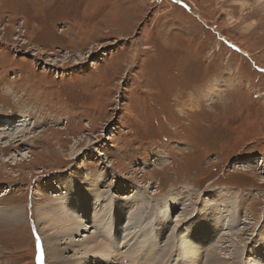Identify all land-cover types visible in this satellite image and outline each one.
Wrapping results in <instances>:
<instances>
[{"label":"rangeland","instance_id":"1","mask_svg":"<svg viewBox=\"0 0 264 264\" xmlns=\"http://www.w3.org/2000/svg\"><path fill=\"white\" fill-rule=\"evenodd\" d=\"M174 1L0 0V118L31 127L0 139V264H90L104 255L83 253L95 231L118 241L101 264L259 260L249 249L264 250V0ZM222 190L221 218L205 211ZM92 191L102 202L86 211L105 229L59 236L56 258L39 212L73 213ZM165 211L183 221L154 233ZM200 221L216 240L190 254L183 229ZM139 229L144 246L126 247Z\"/></svg>","mask_w":264,"mask_h":264},{"label":"bare ground","instance_id":"2","mask_svg":"<svg viewBox=\"0 0 264 264\" xmlns=\"http://www.w3.org/2000/svg\"><path fill=\"white\" fill-rule=\"evenodd\" d=\"M18 117V116H17ZM7 126H9L8 125V123H4V121H3V119H1L0 118V139H5V138H8V143L6 144V145H10V144H12L15 140H17V139H15L18 135H20L21 133L20 132H22V131H25L26 129H28V128H31V127H29V126H26V127H24V128H22V129H20L19 131H16V132H13V131H10V129H11V126H9V127H7ZM16 126V125H15ZM5 127H7V128H5ZM12 129H14V128H12ZM20 133V134H19ZM34 137V136H33ZM6 145H3V146H6ZM102 182L103 181H97L96 183L97 184H95V189L97 190V191H102L101 189V187H100V185L102 184ZM104 185V184H103ZM102 185V186H103ZM223 187V186H222ZM184 192V191H183ZM217 193L214 195V197L212 196V198H210L211 200H209L207 203H213L210 207H207V210L205 211V212H207V213H209V212H216L217 211V216L218 217H224V214L222 213V210H221V206H224L223 205V201L226 199V196L227 195H229L226 191H224V190H222V191H216ZM95 193V191H92V193H89L88 192V195H87V198H86V201L84 200V202H82V201H80V200H78L75 204H74V207L76 208L75 210H74V212L73 213H69V211L67 210V208H66V206H60V207H52L51 206V209H47L46 208V206L45 205H47V204H45V205H42V209L44 210V209H47V210H52L51 212H52V214H45V213H43L42 214V210L39 212V215L41 216V215H43V216H45L44 218L42 217H40L41 218V220L40 219H38V221H39V224L42 226V228H41V230H43V232H49L46 236L50 239V241H52L53 243L59 238V236H62V235H64V234H68L70 231L73 233V235H77L79 232H87L88 231V228H94V226H96L97 225V229H100L101 228V230H104L105 228V225H103L100 221L101 220H103L102 218H104V217H102V218H100V216H101V213L100 212H98V220H96V221H94V217H92L93 216V214H91V213H89L88 211H86V207H88L89 206V200H94L97 204H100L101 202H102V200H100V199H97L96 198V195H93ZM103 193V192H102ZM91 194V195H90ZM106 195V194H105ZM192 195V194H191ZM94 196V197H93ZM98 196V195H97ZM100 196V195H99ZM115 196V195H114ZM130 196V195H129ZM176 196V198L177 199H179V198H181L180 200H186V199H188V198H186V197H182V196H180V195H175ZM45 197L46 196H43L42 198L45 200ZM106 197V196H105ZM108 197V196H107ZM123 197V196H122ZM121 197V198H122ZM192 198H190V200L192 199L193 200V196H191ZM109 198V197H108ZM115 198H116V196H115ZM118 198V197H117ZM130 198V197H129ZM199 198V197H198ZM75 199V198H74ZM165 201H167V197H165ZM64 200H66V199H64ZM221 201L222 200V202L220 203L219 201ZM101 201V202H100ZM153 201H154V203L156 202V200L155 199H153ZM66 202V201H65ZM91 202V201H90ZM122 202V201H121ZM160 202V201H159ZM197 202V201H196ZM195 202V203H196ZM56 203V202H55ZM73 203V202H72ZM108 203V202H107ZM109 203H110V201H109ZM96 204V205H97ZM127 204V203H126ZM160 204V203H159ZM177 203H173L172 205H170V206H172V208H174L175 209V207L177 206L176 205ZM197 204V203H196ZM158 205V204H157ZM104 206V205H103ZM105 206H107V205H105ZM226 206V205H225ZM41 207V206H40ZM39 207V208H40ZM112 207V206H111ZM125 207V206H124ZM128 208H129V206H127ZM12 208V207H11ZM115 208V207H114ZM225 208V207H224ZM226 208H227V206H226ZM9 209V208H8ZM16 209V208H15ZM22 209V208H21ZM123 208H118L117 210H113V208H112V210H113V212H112V214L111 215H115V216H113V218H115L116 217V215H118V213L122 210ZM126 210H127V208H125ZM168 209H170V207L168 208ZM72 210V209H71ZM145 210V209H144ZM178 209H176L175 210V212H174V214L176 213V211H177ZM17 211V210H16ZM139 211V210H138ZM13 212V211H12ZM45 212H47V211H45ZM49 213V212H48ZM82 213H84L83 214V219H81V220H79L78 221V218H82V216H81V214ZM136 213V209L134 208L133 210H132V212L130 213V216H129V222H128V224H131V225H136V223H134L133 221L135 220V218H136V216H137V214H135ZM192 213V212H191ZM207 213H203V214H207ZM216 214V213H215ZM68 215H70L73 219H72V221H70V219H69V216ZM189 215H190V213H189ZM196 215V214H195ZM213 216V215H212ZM214 217V216H213ZM84 218H86V219H84ZM187 218V217H186ZM186 218H184V220L186 219ZM197 218V217H196ZM208 218H211V219H213L212 217H208ZM215 218V217H214ZM101 219V220H100ZM155 219H157V223H156V221H154V220H152V221H154L155 222V224L157 225V228H156V226H154V229H153V231H154V233H158V226H160V227H162L161 229L164 231V230H166V229H168V226H170L171 224H173L172 226H174V230H175V228L177 227V225L181 222V221H183V219H177V223H176V226L174 225V223L172 222V220H171V217H170V215H169V213H167L166 211L164 212V214H161V215H159V216H157V217H155ZM1 220V219H0ZM191 220H193V219H190V222H191ZM264 220V219H263ZM2 221H3V219H2ZM126 221H127V219H126ZM169 221H171V222H169ZM215 221H217V220H215ZM235 221V220H234ZM72 222V223H71ZM95 223L94 224V226H93V224L91 225V223ZM106 222V221H105ZM189 222V221H188ZM187 222V223H188ZM187 223H185V224H187ZM217 223V222H216ZM200 225V226H199ZM182 226V225H181ZM183 226H184V224H183ZM196 226H199V227H201V231L200 232H196L195 231V227ZM256 226V225H255ZM153 227V226H152ZM143 229V228H142ZM213 229H214V225L213 224H211V223H208L207 221H200V222H198V223H190V224H187L185 227H184V229L183 230H185L184 232L187 234V236L189 237V238H192L193 239V241L195 242V243H192L193 245H191L190 247H188V249H186L190 254H191V249H195L196 251H198L197 250V248L199 249L200 247H201V245H205L206 246V242L209 240V242L208 243H212V242H214L216 239V236H215V238L213 237L214 235H213ZM110 230V229H109ZM140 230L141 229H139V230H137L138 231V233H136V234H134V238H135V243L136 244H134V243H128V244H125V243H127V242H129V240H132V239H129V238H125L124 239V241H122L125 245H127L126 247H129V246H131V247H134V246H137V247H141L142 248V246L141 245H143L144 246V241H143V238H144V235H142V233H140ZM171 230H172V228H171ZM173 230V231H174ZM183 230H181V231H183ZM114 231V230H113ZM147 231V230H146ZM96 232V231H95ZM94 232V237H92V238H90L89 239V241L88 242H86L85 244H84V247H83V249H84V251H83V253L85 254V255H87L88 256V254H89V252H91V251H93V250H97V253H100V252H103V254L104 255H98V256H100V257H96L97 259H94V260H92L93 259V257L91 256L90 257V264H91V262H93L94 264H97V263H99V264H101L102 262H103V260H104V262L106 263V260L107 259H112V258H114V256H113V253L115 252L114 251V249L116 248V245H118V241H114L113 239H110L109 241H105L104 240V238L102 237V238H100L98 235H97V233H95ZM108 232V231H107ZM112 232V231H111ZM111 232H109L110 234H111ZM160 232V231H159ZM171 233V232H170ZM185 233H183L181 236H183ZM113 234V233H112ZM128 235V234H127ZM176 235V234H175ZM111 236V235H110ZM117 236V235H116ZM179 236V235H178ZM177 236V237H178ZM132 237V238H133ZM147 237V236H146ZM150 237V236H149ZM114 238V237H113ZM214 238V239H213ZM49 239H47V242H49ZM66 239H68L67 237H66ZM170 239V238H169ZM176 239V238H175ZM179 239V238H178ZM139 240V241H138ZM204 240H206V241H204ZM181 246L184 248V243L186 242V241H190V240H187V239H185V238H182L181 239ZM56 242H58V243H54L55 244V250H54V247L53 248H51L50 249V253L52 252L53 254H54V256L57 258V256H56V254H58L57 252L59 251V250H63V248H60L59 247V241H56ZM60 242H62V241H60ZM146 242V241H145ZM148 242V241H147ZM51 244V242H50V244L51 245H54V244ZM63 243V242H62ZM149 243V242H148ZM139 244H141V245H139ZM212 245V244H211ZM200 246V247H199ZM177 247V246H176ZM178 247H179V245H178ZM203 247V246H202ZM210 247V246H209ZM180 248V247H179ZM253 248H254V250H253ZM252 248V250L251 249H249V254H250V256H257V257H259V260L258 261H254V264H263L264 263V250H260V249H258V246L256 245L255 246V244H254V247ZM185 249V248H184ZM195 250H193L194 252H195ZM54 251V252H53ZM146 251V250H145ZM191 251V252H190ZM94 253V252H93ZM188 253V254H189ZM197 253V252H196ZM248 253V252H247ZM96 254V253H95ZM102 254V253H101ZM189 254V255H190ZM109 255V256H108ZM59 256V255H58ZM105 258H104V257ZM116 258V257H115ZM114 258V259H115ZM256 258V257H255ZM109 259V260H110ZM88 260H86L85 262H87ZM116 261H118V260H116ZM115 261V262H116ZM81 262V261H80ZM113 263V262H112ZM81 264H84L83 263V261L81 262ZM129 264H130V262H129Z\"/></svg>","mask_w":264,"mask_h":264},{"label":"trees","instance_id":"3","mask_svg":"<svg viewBox=\"0 0 264 264\" xmlns=\"http://www.w3.org/2000/svg\"><path fill=\"white\" fill-rule=\"evenodd\" d=\"M180 1L183 2L184 4L188 2V0H180ZM163 3H172V4H170V5H172V6L175 5V7L179 6V5H178V2H176V1H174V0H161V4H163ZM150 21H151V20H150Z\"/></svg>","mask_w":264,"mask_h":264}]
</instances>
